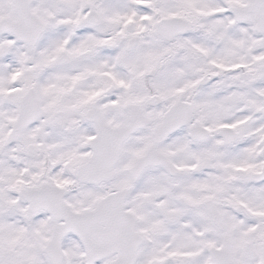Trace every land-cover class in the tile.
Masks as SVG:
<instances>
[{
    "label": "snow or ice",
    "instance_id": "obj_1",
    "mask_svg": "<svg viewBox=\"0 0 264 264\" xmlns=\"http://www.w3.org/2000/svg\"><path fill=\"white\" fill-rule=\"evenodd\" d=\"M0 264H264V0H0Z\"/></svg>",
    "mask_w": 264,
    "mask_h": 264
}]
</instances>
